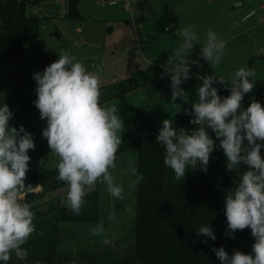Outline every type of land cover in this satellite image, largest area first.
Returning <instances> with one entry per match:
<instances>
[{
    "label": "clouds",
    "instance_id": "clouds-1",
    "mask_svg": "<svg viewBox=\"0 0 264 264\" xmlns=\"http://www.w3.org/2000/svg\"><path fill=\"white\" fill-rule=\"evenodd\" d=\"M115 5L119 0H108ZM3 20H0V25ZM182 42L172 50L171 58L162 64L161 76L170 77L171 104L179 97L186 102L188 93L180 87L190 76L189 58L193 46L200 43V55L208 63L222 62L226 41L212 28L201 43L195 25L188 24L180 30ZM255 70L240 67L227 79L210 74L196 89L198 100L191 102L190 123L198 127L185 131L173 126L172 119H163L155 141L164 148V165L181 181L189 169L207 171L210 154L217 144L206 129L211 128L219 139V146L226 156L229 171L239 172L240 163L250 166L239 177L235 187L226 190L224 213L227 221L223 233L234 238L236 230L250 228L255 238L252 253L234 250L231 255L224 247L212 246L221 264H264V158L260 149L264 144V104L252 100L241 107L245 94L251 92ZM36 96L33 101L41 119L46 120L42 136L52 153L59 157L56 179L67 184L66 196L61 204L79 215L85 204L87 191L98 181L107 185L111 196L123 199V185L114 181L111 169L116 168V153L121 143L123 121L116 104L101 103L99 77L87 70L85 64L65 51L43 71L33 73ZM201 78V77H200ZM231 82L230 94L221 98L214 81ZM14 112L0 102V264H7L12 255L23 261L28 251L23 246L35 232V213L24 201L25 177L29 168V149H35L32 134L21 125H9ZM245 141L247 143L245 144ZM133 184L142 183L144 176L129 162ZM26 194V193H25ZM108 219L115 222V212ZM104 231L98 224L93 233ZM196 235L216 240L213 227L205 222L198 225ZM206 243V240L202 241Z\"/></svg>",
    "mask_w": 264,
    "mask_h": 264
},
{
    "label": "trees",
    "instance_id": "trees-1",
    "mask_svg": "<svg viewBox=\"0 0 264 264\" xmlns=\"http://www.w3.org/2000/svg\"><path fill=\"white\" fill-rule=\"evenodd\" d=\"M39 1L41 0H0V20H3L0 25V73L11 59L23 58L25 42L39 35L43 20L37 14L28 13V7ZM79 1L67 0L63 17L81 19ZM189 58L198 62L193 53H189ZM189 67L190 71H194L197 63H190ZM204 69L208 67L204 66ZM161 73V65L150 64L146 69L128 77L103 84L101 103L104 105L109 99L166 77H162ZM251 79L255 86L250 93L245 94L242 101L264 94V77ZM35 89L33 87L31 93L25 94L3 93L0 90V102L7 103L14 112L9 122L13 121L17 129L21 125L25 129L33 125L29 113L37 110L33 104L37 98ZM217 89L221 98L230 94V89H224L221 85ZM259 101L264 104V97ZM190 112L191 108L173 116V126L178 131L179 128L190 131L198 127L190 123ZM161 127L162 123L146 126L135 137L128 134L121 138L123 143L116 153L118 156L131 148H137L136 169L144 176V181L136 184L134 189L136 211L131 229V245L123 251L109 245L96 246L92 251L82 249L75 255L71 250L59 251L58 244L63 239L62 234L67 233L61 227L62 222H89L98 219V189L93 188L87 191L86 202L79 215L62 204L56 208H42L50 199L33 205L35 232L23 246L27 249L28 256L21 261L13 254L7 264H60V253L68 262L78 260L79 264H221L212 251V246H223L228 251L237 249L243 243L253 245L255 238L248 227L236 230L234 238L223 234L227 228L224 213L226 190L235 187L239 183L240 175L249 170L250 166L241 162L239 172L229 171L226 156L217 144V148L210 155L206 172L197 166L196 169H189L185 177L178 181L172 170L164 165L163 146L155 141ZM258 143L264 144V141ZM42 146L29 149V156H39ZM260 152L264 158V147ZM57 174V166L27 170L25 199L66 187L65 182L56 179ZM36 186H41L42 189L37 194L31 191ZM205 222L213 227L216 240L196 235L198 225ZM203 240L207 242L203 243Z\"/></svg>",
    "mask_w": 264,
    "mask_h": 264
},
{
    "label": "rangeland",
    "instance_id": "rangeland-1",
    "mask_svg": "<svg viewBox=\"0 0 264 264\" xmlns=\"http://www.w3.org/2000/svg\"><path fill=\"white\" fill-rule=\"evenodd\" d=\"M105 1L86 0L82 4L84 15H91L87 17H92L101 12H104V15L120 13L123 14V17L130 18L129 13H127L129 11L124 12L121 10V2L124 0H119L118 4L113 6L108 5ZM127 1L131 6L136 3V0L135 2L134 0ZM228 1L232 3L233 0ZM242 1V5H238L237 2L229 5V3L226 4V0H146V2L153 3L147 5L146 9H150H148L145 18L140 19L143 20L142 28L144 31L141 27H137L135 32L131 28L129 29L130 31L128 30L124 40H121L122 44L118 46L117 56H125L121 58L119 66L115 65L112 69L111 66H102L98 62L92 65L89 59L81 61L85 64L88 71L95 73L99 77L100 83L103 85L111 83L114 75L117 79H122L132 73L146 69L149 65L143 64L141 58L142 48L145 51V49L163 47L165 54L159 61L166 59L167 62L168 58H171L172 50L182 42V37L179 34L180 30L188 24L195 25L201 43L205 41L209 28L214 29L221 39L227 42L222 62L219 65L208 63L199 52L196 69L190 71V78L180 85L188 93L189 101L186 102L179 97L176 99L175 103L180 106V111H176L171 104L172 90L169 76L105 102L104 105L116 104L118 107V114L122 118L124 126L121 138L128 134L135 137L146 126L152 127L162 123L163 119H172L176 113L191 108V102L198 100L196 89L200 86L204 77L213 74L212 70L218 77L227 79L235 70L247 66L255 70L256 75L252 77L253 79L264 77V0ZM85 4L87 6H84ZM40 7L41 3L39 2L33 6L31 5L28 7V13L34 14L33 11H38ZM193 7L201 10V17H198L195 22H190L186 13L189 9H192L193 12ZM153 10L155 11L154 14L152 13ZM249 12L248 18L243 23L238 25L230 24L232 16L237 17L239 14ZM173 21L177 25H173ZM56 28L57 23L55 21L44 20L37 38L25 42L24 57L8 61L0 73V90L3 93H31L33 87H36L33 73L43 71L47 65L58 59L59 54L65 51L69 53L73 51L72 55L78 59L80 51L86 48V45H83L81 50L77 49L67 35L56 37L54 35ZM201 46L200 43L193 46L194 53H192L194 56H196L197 50H201ZM134 48L139 49L130 57V50L133 51ZM128 51L129 54H126ZM94 58L96 59V57ZM130 60L133 66H130ZM204 66H207L208 69H204ZM219 85L224 89H231L230 81H226L225 84L219 83L218 80L213 82L214 87L218 88ZM262 97H264V94L245 100L244 103H241V107L246 108L253 99L259 101ZM29 115L33 119V125L26 128V130L32 134L36 145L35 148L43 146L39 156L30 157L28 170L57 166L59 157L51 152L47 139L40 134L42 129L46 127V120L40 118L38 109L31 111ZM9 125L16 127L13 121H10ZM206 130L216 144L219 145V139L215 137L211 128ZM246 143L247 141H245ZM221 151L224 154L222 148ZM129 162H132L136 168L137 148L135 147L116 156V168L110 170L114 181L123 185L124 198L119 199L111 196L106 183L98 181L94 187L98 189V219L89 222H62L61 227L67 233L62 234L63 239L58 244L60 252L71 250L70 252L75 255L79 250L89 249L92 251L96 246L109 245L107 244L109 242H112L109 246L114 247L118 251H123L133 243L131 229L136 211L134 195L136 184H133L135 177L131 174ZM41 190V186H36L31 191L37 194ZM66 191L67 186L56 191L46 192L42 196L34 195L30 199H25L24 197V201L29 203L32 209L33 205L44 203L50 199L49 202L44 203L41 207L53 206L56 208L61 205V199L65 197ZM112 212H115L117 217L115 222L108 219L109 214ZM98 224H103L104 226V231L99 236L93 233V229ZM234 250L252 253V245L243 243ZM234 250H228L227 252L231 255ZM61 256L62 254L60 253V264H79L78 260L68 262L64 259V256Z\"/></svg>",
    "mask_w": 264,
    "mask_h": 264
},
{
    "label": "crops",
    "instance_id": "crops-1",
    "mask_svg": "<svg viewBox=\"0 0 264 264\" xmlns=\"http://www.w3.org/2000/svg\"><path fill=\"white\" fill-rule=\"evenodd\" d=\"M85 1L80 0L78 3V8L82 16V18L79 20H71L63 17L67 9V0H44V1L41 0L39 1V3H41V7L38 9V11H33V12L34 14L43 17L42 18L43 21L53 20L57 23V28L54 32V35L56 37H60L61 35H67L68 38L72 40L73 44L79 50H81L83 45H86L85 46L86 48L80 51L77 60L86 61L89 59L92 65H95L98 62L102 64V66L109 65L113 69V66L115 65L119 66L121 58L125 57V56H119V57L117 56L118 46L119 44H122L121 40L122 39L124 40L130 28L133 30V32H135L137 27L142 28L143 20L140 19L145 18L146 14L148 13V9H150V8L146 9L147 5L152 4L153 2L149 3L146 2V0H136V3H133L132 6L129 3L130 7L128 9L124 8L121 5V10H123L124 12L129 11L127 13H129L130 18L129 17L125 18L123 17V14L120 13L113 15H111L112 13H110L104 15L103 14L104 12L98 13L97 15L92 17H87L91 15L86 16L83 13L82 4H84ZM234 2H237L238 5H242L243 3L242 0H233L232 3L226 0V4L229 3V5L230 3L233 5ZM108 5L113 6L112 4H108ZM84 6H87V4H85ZM197 10L198 9L196 7H193V12L192 9H189V11L186 13V16L189 17L190 22H195L198 17H201V10L198 11ZM154 12L155 11L153 10L152 13L154 14ZM249 14L250 12L243 13L241 15L239 14L237 15V17L232 16L230 20V24L238 25L240 23H243L244 21H246ZM172 23L173 25H177L175 21H173ZM138 49L139 48H134L133 51L130 50L129 56L131 57L134 52L138 51ZM192 52L194 53L193 50L191 51V53ZM199 52L200 49L196 51V57L199 54ZM70 53L73 54V51H71ZM126 54H129V51ZM164 54L165 52L163 51V47L145 49V51L142 48L141 50V58L143 64L144 65L147 64L146 66L150 64H154V65L164 64L162 59L161 61H159ZM94 57H96V59ZM197 59L199 60L198 57ZM165 63H166V59H165ZM129 64L130 66H133L131 60ZM209 66L212 67L211 65ZM116 80H118L117 77L115 75L112 76V82Z\"/></svg>",
    "mask_w": 264,
    "mask_h": 264
},
{
    "label": "built area",
    "instance_id": "built-area-1",
    "mask_svg": "<svg viewBox=\"0 0 264 264\" xmlns=\"http://www.w3.org/2000/svg\"><path fill=\"white\" fill-rule=\"evenodd\" d=\"M105 2H107L108 4H110L109 2H108V0H106ZM121 5L124 7V8H126V9H128L130 6H129V3H128V1H126V0H124V1H122L121 2ZM245 102V100L244 101H241V103H244ZM32 126V125H31ZM42 133V132H41ZM40 133V134H41ZM41 136H42V134H41Z\"/></svg>",
    "mask_w": 264,
    "mask_h": 264
},
{
    "label": "water",
    "instance_id": "water-1",
    "mask_svg": "<svg viewBox=\"0 0 264 264\" xmlns=\"http://www.w3.org/2000/svg\"><path fill=\"white\" fill-rule=\"evenodd\" d=\"M163 63H165V60H163ZM107 244H109V245H110V244H112V242H109V243H107Z\"/></svg>",
    "mask_w": 264,
    "mask_h": 264
}]
</instances>
